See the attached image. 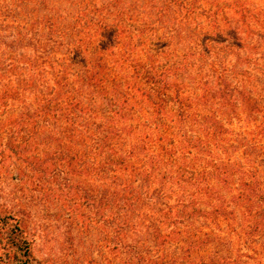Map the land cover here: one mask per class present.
Wrapping results in <instances>:
<instances>
[{
    "label": "rangeland",
    "instance_id": "1",
    "mask_svg": "<svg viewBox=\"0 0 264 264\" xmlns=\"http://www.w3.org/2000/svg\"><path fill=\"white\" fill-rule=\"evenodd\" d=\"M119 12L133 16L136 26L155 21L159 41L154 45L164 59L153 60L176 68L178 77H170L177 87L173 91H181L182 103L193 108L185 111L191 115L185 120L176 119L169 103H157L154 110L161 113L154 126L145 124L151 102L125 88L128 83L134 88V62L144 54L127 49L119 39L109 43L98 36L97 24L108 27ZM86 25L89 31L82 32ZM86 36L94 40L91 51L96 49L102 66L104 90L117 87L130 95L124 119L116 118L118 107L95 100L101 114L94 123L103 136L112 133L108 143L118 153L134 155L127 188L137 191L135 200L120 205L132 230L118 242L109 225L116 219L112 213L118 212L109 204H123V187L78 177L75 195L48 185L22 207L30 213L28 232L36 237L31 249L35 264H264V218L259 215L264 212V126L259 123H264V77L256 71L264 62V0H0V145L10 139L17 143L13 119L32 113L40 100L55 98L58 110L76 98L74 90L89 58L83 50L88 42H80ZM213 66L227 71L226 83L232 88L249 93L250 104L246 110L238 105L225 118L219 113L220 134L209 140L206 133L217 107L198 105L195 97L204 90L214 92ZM89 95L84 90L79 101L87 104ZM134 100L140 102L135 107ZM63 124L58 121L53 133L63 130ZM45 131V124L40 125L39 135ZM79 139L39 146L34 154L83 153ZM142 165L149 173L147 184L134 172L138 175ZM11 171L13 161L0 164L2 175ZM6 183L0 179V195L8 192ZM247 192L249 201L236 199ZM87 200L94 203L92 208ZM181 203L189 206L185 213L203 214L174 223L179 215L172 207L161 219L163 205ZM157 231L170 233L169 238L158 242ZM193 232L200 245L189 242Z\"/></svg>",
    "mask_w": 264,
    "mask_h": 264
},
{
    "label": "trees",
    "instance_id": "2",
    "mask_svg": "<svg viewBox=\"0 0 264 264\" xmlns=\"http://www.w3.org/2000/svg\"><path fill=\"white\" fill-rule=\"evenodd\" d=\"M116 17V20L108 27L103 26L101 22L97 24L100 31L98 36H102L109 43H114L116 39H119L121 45H124L127 49H131L132 52L140 51L141 54H144L142 59H140L144 61L134 62V75L132 76L135 77L134 88L132 89L129 83L125 88L127 91L136 92L139 98H146L154 106L149 105L151 111H146L148 122L145 124L154 126V117L161 113V111L155 112L154 110L157 103L163 105L169 103L173 106L177 112L176 119L180 122L185 120L187 116H191L187 115L185 111H193V108L182 103V92L179 90L177 92L173 91L177 87L172 85L170 77H178L176 68L168 69L160 62L153 60L154 58H160L161 61L164 59L161 57L163 52L159 51L158 53L154 45V41H159L155 37L156 29L153 27L155 21H151L152 24L144 23L145 25L143 26H136L134 25L136 21H134L135 18L133 16L127 18L126 14L119 12ZM160 22L162 24V21ZM89 28L90 26L86 25L82 32L89 31ZM92 41H94L93 38L87 36L80 41L82 43L88 42L87 45H84L85 49L83 50L89 58L88 61L85 60V68L78 82L79 87L74 90L76 98H69L66 107L58 110L54 106L55 98L40 100L32 113L25 112V115H22L19 119H13L12 123L16 129L14 135L15 137L18 136L17 143L14 145L10 139L7 141L6 146L0 145V164L3 165L11 160L15 168V172L11 171L3 175L0 173L1 181H8L9 183H6L8 184V192H3L0 195L2 200H0V264H35L31 249L36 237L28 232L27 224L30 213L22 208L23 201L28 200L30 195L36 191L47 189L48 185H52L54 189L58 188L55 190L66 189L68 193L76 195L78 191L76 188L81 185L79 181L75 180L78 177L87 178L88 180L98 179L113 188L123 187L121 192L123 194L121 199L123 204H117L120 200H117L118 202L111 201L109 204L112 209L118 210V212L112 213L116 219L114 220L115 222L111 221L109 225L113 226L111 230L115 233L118 242L120 239L123 241L128 236V232L132 230L128 220H124L127 216V211L122 209L123 207L120 205L125 206L128 204L130 206L132 201L135 200L133 192L137 191L128 189L132 178V160L134 155L118 153L108 143L112 133L108 132V135L103 136L104 131L94 123L96 116L101 114L95 106V100H101L102 103L108 104L106 105L107 108L108 106L109 108L118 107L115 112L116 118L124 119V111L131 105L129 104L130 95H126L127 91L120 93V89L117 87L111 88L109 92L104 90L100 73L102 66L99 65L96 59V49L94 52L91 51ZM152 61L154 65L151 63ZM212 70L216 73V80L213 86L215 88L213 89L214 92L211 93L212 89H209V91L204 90L205 93L203 95L195 97V102L199 101L201 103L198 105L210 106L211 108L217 107V109L213 110L215 119L211 121L212 129H207L210 133H206V138L209 140L216 138V133L220 134V132H217V129H220L217 123L219 120L216 119L219 113L221 117L224 116L225 118L233 110H236L238 105L246 110L247 105L250 104L248 100L249 93L243 87L236 89L226 83L225 75L227 71H219V69H214V66ZM256 71L260 77H264V62L261 65H257ZM143 86L148 88L147 91L149 90V93L141 89ZM84 90L91 95L87 104L79 101ZM105 100H108V103ZM139 103L134 100L132 105L135 107ZM58 121L65 123V125L63 124L64 129L53 133L56 127L55 124ZM259 123L264 126V123ZM44 124L46 131L39 135L38 128ZM176 127H173L172 130ZM77 138H81L78 143L83 142L82 146H85L83 153L77 150L74 153L71 150L67 154L65 151L62 152L63 156L52 155V157L46 156L45 158L34 154L35 150L33 149H36V147L60 143L61 139H67L70 144H73ZM28 145L33 147L28 148ZM101 154L104 155L101 161L90 162L92 159H98ZM85 156L86 158H84ZM142 167L143 165L138 167V175L137 170L134 172L142 183L147 184L149 173ZM126 172L130 173V178L127 177L128 179L124 176ZM242 197L248 201L251 199L249 192L237 195L236 199H241ZM261 200L263 201L264 198L261 197ZM87 202L88 207L92 208L94 203L89 200ZM172 207L177 208V214L179 215L175 218L174 223H177L184 216L192 218L194 215L203 214L199 210L185 213L189 206H185L184 203L176 207L175 205L171 207L163 205L161 219L169 215L170 210L173 209ZM259 215L264 218V212H260ZM80 217L82 220L87 218L83 215ZM87 221L88 219L86 223ZM194 232L196 233V231ZM194 232L191 233L189 242H192L193 245H195V242L200 245L201 240ZM169 234L164 235L157 231L158 242H165L169 238ZM170 239H173V237H170ZM192 243L190 244L192 245ZM130 263L131 261H127V264Z\"/></svg>",
    "mask_w": 264,
    "mask_h": 264
}]
</instances>
